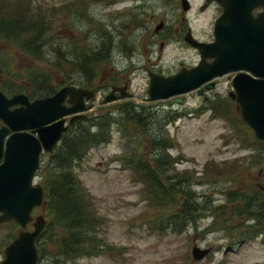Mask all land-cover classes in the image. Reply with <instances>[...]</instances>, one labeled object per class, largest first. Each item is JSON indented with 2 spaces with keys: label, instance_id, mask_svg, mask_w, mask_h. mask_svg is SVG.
<instances>
[{
  "label": "rangeland",
  "instance_id": "obj_1",
  "mask_svg": "<svg viewBox=\"0 0 264 264\" xmlns=\"http://www.w3.org/2000/svg\"><path fill=\"white\" fill-rule=\"evenodd\" d=\"M42 1L60 7L68 0ZM74 2L81 3V15L79 19H71L68 12L59 16L54 25L56 41L61 40L62 44L75 43L80 49H86L87 45L101 39L96 35L100 27L106 30V36L111 39L108 60L95 68L93 85L97 96L88 103V118L109 111L116 112L126 102L139 108H149L159 118L167 113H180L179 118L165 127L175 142L170 154L179 160L177 170L196 173L198 181L193 189L197 194L211 195L215 203L219 204L224 200L220 191L225 189L236 190L243 185L245 190L264 191V164L254 162L259 148L264 153V146L256 143L252 131L242 124L233 101L228 103L230 113L220 118L213 116L212 111L205 110L207 105L196 92L179 96L182 103L173 105L170 104L172 99L152 101L148 97L146 69L169 74L196 61L191 51L181 50L174 43L160 51L159 38L164 33L154 32L160 20L167 21V24L180 22L185 15L180 8V0H75L71 3ZM191 3L195 7L193 0ZM190 17L186 14V21ZM0 57L11 61L9 71L12 75L18 73L20 80L24 79L26 67L36 65L33 60L2 41ZM117 80L119 85L128 84L129 96L104 103L109 85L115 84ZM51 82L63 86L69 84L63 77L56 75H53ZM216 86L214 91L207 93L210 97L208 101L215 97L226 98L231 90L230 81L225 78L217 80ZM112 130L111 141L91 149L75 169L86 194L92 199L93 210L100 217L97 237L112 251L77 258L74 264H264L262 235L233 244L224 238L228 230L202 237L200 231L211 223L210 218L198 223V233L193 227L182 234L153 231V221L157 219L154 217L159 212L147 206L149 200L144 185L131 170L121 169L120 163L115 160L123 155L124 143H134L137 137L128 141L121 138L116 126ZM144 134L140 131L137 144L141 145L143 155L149 152L147 139L142 137ZM48 220L51 221L49 215ZM41 241L39 251L43 261L40 264H53L58 258L57 240L49 243L42 238ZM195 246L210 248L211 251L203 260L196 262L191 257Z\"/></svg>",
  "mask_w": 264,
  "mask_h": 264
},
{
  "label": "trees",
  "instance_id": "obj_2",
  "mask_svg": "<svg viewBox=\"0 0 264 264\" xmlns=\"http://www.w3.org/2000/svg\"><path fill=\"white\" fill-rule=\"evenodd\" d=\"M73 1L69 0L59 7L42 0H0V41L36 64L26 67L24 81L32 86L33 95L37 98L50 96L61 87L51 82L53 75L63 77L66 83L97 91L93 85L95 68L108 60L111 39L100 27L96 35L101 39H97L95 44L90 43L86 49H80L75 43L56 41L54 25L59 16L68 12L71 19H79L81 15V3H71ZM10 65V60L0 57V68L5 73L9 72ZM17 75L14 74L15 77ZM17 79L20 80V76ZM229 102V97L215 98L205 102V110L224 118L230 113ZM179 117L180 113H167L159 118L149 108H139L126 102L116 112L109 111L77 121L62 136L51 160H44L39 174L46 195V210L51 216V228L48 234H44L43 240L49 243L57 240L58 243V258L53 264H74L77 258L112 251L97 237L100 217L93 210L92 199L86 194L75 169L91 149L111 141L114 126L122 139L131 141L137 137L134 143H124L123 155L115 160L120 163L121 169L131 170L144 185L148 193L147 206L159 212L154 217L157 219L153 221V231L182 234L193 227L198 233V223L210 218L211 223L200 231L202 237L226 230L228 233L224 238L229 239V244L249 241L259 235L264 237L262 189L245 190L243 185L236 190L225 189L220 191L224 196L223 202L217 204L211 195H199L194 191L198 181L196 173L176 169L179 160L170 154L175 142L165 127ZM140 131L147 139L149 152L145 155L141 153V145H137ZM256 143L264 146L263 141L256 140ZM256 153L254 162L264 164V153L260 148Z\"/></svg>",
  "mask_w": 264,
  "mask_h": 264
},
{
  "label": "water",
  "instance_id": "obj_3",
  "mask_svg": "<svg viewBox=\"0 0 264 264\" xmlns=\"http://www.w3.org/2000/svg\"><path fill=\"white\" fill-rule=\"evenodd\" d=\"M215 1L224 9L216 21L215 42L188 41L199 50L201 57L193 68H183L171 76L149 73V99L166 100L195 90L201 95L204 90L215 88L212 80L240 72L232 78L233 91L229 96L237 103L242 121L258 140L264 141V0ZM181 5L184 11L188 10L187 0H181ZM256 7H263V12L254 17L251 11ZM207 58L213 61L209 63ZM116 92L122 96L125 89L113 88L104 101L115 100ZM93 97L94 92L75 86H65L54 95L33 102L24 96L6 100L0 95V103L5 107L21 105L14 111L2 106L1 111L6 125L14 132L6 141L4 161L0 165V211L4 219L26 222L30 210L41 205L43 189L32 185L41 152H51L71 125L85 119L86 101ZM181 103L179 98L170 102ZM6 132L4 129L2 136ZM2 149L0 140V158ZM43 224L40 218L32 233L21 234L7 248L2 264H36L34 238ZM209 252L210 249L195 246L191 254L195 261H200Z\"/></svg>",
  "mask_w": 264,
  "mask_h": 264
},
{
  "label": "flooded vegetation",
  "instance_id": "obj_4",
  "mask_svg": "<svg viewBox=\"0 0 264 264\" xmlns=\"http://www.w3.org/2000/svg\"><path fill=\"white\" fill-rule=\"evenodd\" d=\"M196 1V2H194ZM187 3L189 5L188 10L184 11L181 5L180 0V8L185 13L181 17L180 22L176 23H169L165 20H160L159 23L156 24L154 27V32L156 34L158 33H164L163 36H160V43H159V50L162 51L164 47H166L169 44H176L179 49L191 51L195 57L196 61L192 63L191 65H184L181 66L178 71H180L182 68H191L197 65L198 61L200 60V53L198 50L193 47L188 41L195 40L202 44H212L215 42V25L217 19L224 13L223 7L217 3L215 0H193L194 6L191 3V0H187ZM197 10V11H195ZM195 14L193 15V13ZM263 12V7H256L251 11V15L254 17H257L258 14ZM186 14L190 15L191 17L186 21ZM157 26L159 28L157 29ZM212 58H207V62H212ZM176 71V72H178ZM9 72H4V69L0 68V95H2L6 100H11L15 96H24L27 98L29 102H33L36 99H42L44 97L37 98L35 95H33V89L32 86L28 83H26L23 80H18V75L15 77L14 74L12 75ZM149 72L157 73L159 75H172L174 73L169 74H163L159 72L151 71L150 69H146V73L148 75ZM175 72V73H176ZM18 74V73H17ZM236 73L228 74L224 76L227 81L229 80V77L234 76ZM221 78V79H223ZM218 79V80H221ZM110 89L113 88H124L126 90L125 96L128 95V84L125 83L124 85H119L118 80L115 84H110ZM116 99H120L125 96L118 95V92L115 93ZM129 96V95H128ZM127 96V97H128ZM204 100H206L203 97ZM2 106L5 107L4 104L0 103V140L3 141V149L1 152L2 156L0 158V165L4 161V152H5V145L8 138L14 134V132L6 125L5 121L3 120L1 116ZM20 104L11 105L7 108L8 111H14L18 108H20ZM7 129V132L5 136H2L3 130ZM56 147L53 149L50 153H42V159L43 161L51 160L52 153L55 151ZM40 177L37 176L33 179L32 185L33 186H41L40 185ZM42 187V186H41ZM43 188V187H42ZM44 190V188H43ZM45 190H44V198H45ZM46 201L42 203L40 206H34L28 215V220L23 223H19L15 220H6L4 219L3 212L0 211V264L5 259L6 250L7 248L21 235L24 233H32L35 230V224L37 221L41 218L43 220V228L42 231L35 236L34 243L38 249V260L36 264H40L43 261L41 252L39 251L40 243L42 242V238L44 236V233H46V230L49 231L51 227H49V220L46 210ZM51 218V216H50Z\"/></svg>",
  "mask_w": 264,
  "mask_h": 264
}]
</instances>
